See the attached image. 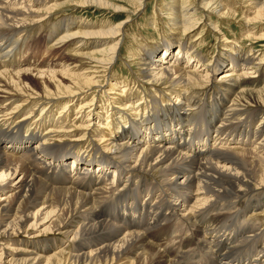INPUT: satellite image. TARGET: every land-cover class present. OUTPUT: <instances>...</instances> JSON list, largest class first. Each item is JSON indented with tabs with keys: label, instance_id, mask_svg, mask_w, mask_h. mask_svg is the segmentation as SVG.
I'll use <instances>...</instances> for the list:
<instances>
[{
	"label": "bare ground",
	"instance_id": "bare-ground-1",
	"mask_svg": "<svg viewBox=\"0 0 264 264\" xmlns=\"http://www.w3.org/2000/svg\"><path fill=\"white\" fill-rule=\"evenodd\" d=\"M59 1L0 0V264H264V55L240 47L264 41V0H176L173 35L127 52L131 79L113 73L134 19L51 25ZM215 15L242 35L210 61ZM45 29L66 56L19 61ZM172 232L188 238L156 243Z\"/></svg>",
	"mask_w": 264,
	"mask_h": 264
},
{
	"label": "rangeland",
	"instance_id": "rangeland-1",
	"mask_svg": "<svg viewBox=\"0 0 264 264\" xmlns=\"http://www.w3.org/2000/svg\"><path fill=\"white\" fill-rule=\"evenodd\" d=\"M73 1H80V0H73ZM111 1H115L116 3H119V5H122L121 7L124 8V10H126V11H123V12L122 11H114L113 12L110 9L105 10V9L96 8V7H88L86 9H82V8H77L76 6H73L72 0H61V1H59L60 3L61 2L62 3L66 2V3L63 4L62 8H60L58 11L55 12V15H53L50 23H51V25L52 24L58 25V24H60V22L62 23L66 19L74 17V19H76V21L88 22V23L90 22V23L97 24L100 26L106 25V24H109L110 26H117V25L121 24L122 22H124V20H127L129 17H131L132 20L134 19L133 21L128 23V25L126 27L125 43L123 44V48H122L123 51H122L121 55L119 56L120 59L118 58L115 61L116 65H115L114 73H113L114 75L122 77L124 79L125 78L131 79L133 76H140L139 73H140L141 67L139 66V64H140L139 61H137L136 63L130 62L131 59L127 55V52L137 50V48L139 50L144 45H147L146 43H148V42H149L148 44H152L153 46L158 45V44H160V41L162 42L166 38L169 39V37H171V35H173V33L170 30L171 24H170L169 15H168L169 12L167 10L171 6L174 7L176 0H149L146 4V9L144 10L142 8L140 10V12L138 13V16H135L133 14L135 9H133L132 6L126 2V1H130V0H122V1L121 0H117V1L111 0ZM197 1L198 0H195L196 3H197ZM223 1H224L223 2L224 5L225 4L227 5V3H229L228 0H223ZM180 2H182V1H180ZM188 6H189V4H188ZM144 8H145V6H144ZM31 9H32V11H36L37 9H40V8H38V5H33V7ZM201 13L202 12H200L199 14L201 15ZM167 17H168V19H167ZM83 19H84V21H83ZM165 21H166V23H164ZM205 21H206V19L202 18L201 22L204 23ZM153 24H155L156 27H155V25L153 26ZM212 24H214V25L209 26L210 24H208V27H204L202 29V31L200 33V37L202 38L201 42H203V43L199 47L196 48L197 51H199L201 54H203L210 61L211 60L214 61L215 58L217 56H219L220 53L225 51V48H227V47H224L226 43H228L229 41L235 42L237 40H240L241 35H242V28L239 24V19H225V18L220 19L219 16L217 17V15H215L214 19L212 21ZM217 24H219V25H217ZM166 25H168V26H166ZM151 26H153V27H151ZM263 31H264V29H262L261 32H263ZM37 32L38 33H36V32L32 33L33 36L31 35V37H30L32 41L34 40L33 43L31 40H29L30 38L28 39L29 42H27L28 46H29L28 48L31 49V51L27 50L28 53L24 57H23V55H18L17 59L19 61H23L25 59H31L33 61H38L41 63V62H44L46 59H48L49 62H57V59H59L60 56H62V57L66 56L67 51H65L64 48L63 49L61 48L60 54H58L59 57L54 56L53 58H49V56L47 54L49 53L50 50H49L48 44H47L48 39L46 38V29L40 30ZM136 36H138V38ZM142 36H143V38H142ZM174 38L177 39L176 36H174ZM226 38H228L230 40H227ZM142 39H144L143 40L145 42L144 44L141 41ZM184 39H185V37H184ZM241 44H242V45H240L241 49L242 50L245 49L244 51H246V52L249 51L250 46H253V48L256 50V52H260V53L262 52V54L264 55V41H259L257 43H250V42H247L245 40L244 41L242 40ZM32 52L34 54H32ZM137 63H139V64H137ZM51 69H53V68H51ZM84 69L85 68H82L81 70H84ZM50 71H53V70H50ZM55 71L60 72L61 70H55ZM223 72H224V70L217 72V75H216L217 80L220 79V76ZM109 78H111V77H109ZM26 83L28 84L29 88H31L35 91H38V92L41 91L40 86H39V82L37 79L28 78ZM110 84H111V82L108 79V82L104 86L105 87L111 86ZM0 96H3V95H0ZM110 96L112 98V96H115V95H110ZM53 116L55 118H58V115L56 113H53L52 117ZM259 120H260V118L256 119V125L260 124ZM104 122H106V121H104ZM101 126H103V125H101ZM101 126L97 122L96 124L93 125L92 129L94 128V130H97V129L101 128ZM97 131L98 132L96 133V135H99V134L101 136L103 135L102 133H100L102 131L101 129H99ZM84 150L85 149H83V151ZM112 177L114 178V174L112 175ZM110 180H111V178H110ZM181 236L185 239L188 238V235L187 236L182 235L181 232H172L168 235L167 238L166 237L160 238L161 239L160 242H156V243L162 244L163 247H165L164 246L165 244H170L174 241L176 242L177 239ZM23 237H25V236L22 235V238ZM124 263L125 262L117 263L115 261L112 264H124Z\"/></svg>",
	"mask_w": 264,
	"mask_h": 264
}]
</instances>
